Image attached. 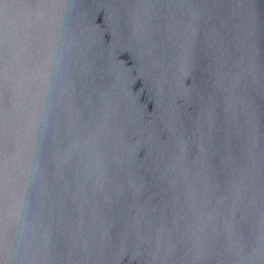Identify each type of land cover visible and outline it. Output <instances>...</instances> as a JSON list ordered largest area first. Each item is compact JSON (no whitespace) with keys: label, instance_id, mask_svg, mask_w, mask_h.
<instances>
[{"label":"water","instance_id":"1","mask_svg":"<svg viewBox=\"0 0 264 264\" xmlns=\"http://www.w3.org/2000/svg\"><path fill=\"white\" fill-rule=\"evenodd\" d=\"M0 264H264V0H0Z\"/></svg>","mask_w":264,"mask_h":264}]
</instances>
